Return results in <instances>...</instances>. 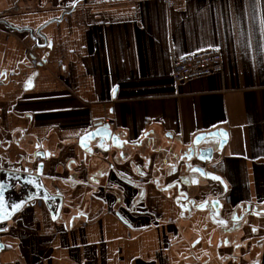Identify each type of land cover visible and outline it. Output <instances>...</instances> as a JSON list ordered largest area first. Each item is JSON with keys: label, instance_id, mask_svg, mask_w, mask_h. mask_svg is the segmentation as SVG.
<instances>
[{"label": "crops", "instance_id": "obj_1", "mask_svg": "<svg viewBox=\"0 0 264 264\" xmlns=\"http://www.w3.org/2000/svg\"><path fill=\"white\" fill-rule=\"evenodd\" d=\"M210 48L223 72L177 84L174 60ZM99 122L135 146L87 154ZM220 129L226 188L186 174L215 187L195 195L223 202L212 218L170 165ZM39 162L63 216L0 224V264H264V0H0V170Z\"/></svg>", "mask_w": 264, "mask_h": 264}, {"label": "water", "instance_id": "obj_2", "mask_svg": "<svg viewBox=\"0 0 264 264\" xmlns=\"http://www.w3.org/2000/svg\"><path fill=\"white\" fill-rule=\"evenodd\" d=\"M227 139L225 130H215L213 132L196 135L188 149L192 151V156L183 160L179 153H174L176 159L175 163L170 165L171 174H180L181 182H175L174 186L177 188L179 197L182 200L188 199L192 206L196 207V196L199 194H208L215 191V187L208 182L200 183L189 180V175L193 172L201 174L207 180L219 183L222 188H226V184L221 175L207 170L210 164L215 159L220 150L223 149ZM79 146L87 154H95L96 149L103 150V153H109L113 150H123L128 146H135L134 143L122 138L119 134L114 132L110 124L99 122L95 127L84 133L78 138ZM39 149V146H37ZM111 153V152H110ZM49 151L37 150L34 158L37 159L49 157ZM140 154H138L139 156ZM102 160L108 161L113 154L103 155ZM136 157V156H135ZM44 162H39L36 170L30 169L28 166L22 169L2 168L0 170V224H5L12 220L24 207L34 204L36 201H43L53 220H59L63 216L65 207L64 196L60 190L53 193L44 181ZM183 183L186 184L187 190L183 189ZM20 205V207H16ZM224 204L219 198L207 199L199 208H211L212 218L221 216ZM188 210L191 206L186 207ZM251 209V206H247ZM253 214L260 216L264 214V210L254 212ZM233 219L238 215L235 213ZM66 222V220H63ZM228 219L224 218L223 222L227 223ZM224 232H232L231 229H225ZM228 239H225V243ZM1 247V245H0Z\"/></svg>", "mask_w": 264, "mask_h": 264}, {"label": "built area", "instance_id": "obj_3", "mask_svg": "<svg viewBox=\"0 0 264 264\" xmlns=\"http://www.w3.org/2000/svg\"><path fill=\"white\" fill-rule=\"evenodd\" d=\"M223 72V54L219 48H210L194 52L173 62V76L177 84L197 78L209 77ZM212 161L210 168L216 169ZM13 264V263H3Z\"/></svg>", "mask_w": 264, "mask_h": 264}, {"label": "flooded vegetation", "instance_id": "obj_4", "mask_svg": "<svg viewBox=\"0 0 264 264\" xmlns=\"http://www.w3.org/2000/svg\"><path fill=\"white\" fill-rule=\"evenodd\" d=\"M124 150V149H123ZM120 151V150H119ZM122 151V150H121ZM122 155H123V153H121ZM179 156H182L183 157V160H187L188 158L187 157H191L192 156V151L190 150V149H188V147L186 148V149H184V150H182L180 153H179ZM175 161H176V159H174ZM175 163V162H174ZM207 170H211L210 169V167L209 168H207ZM178 192V191H177ZM182 196H180L179 198H181ZM190 198H191V196L188 198V199H186V200H184V202H185V206L187 207V206H191L192 207V204H191V202H189V200H190ZM182 199V198H181Z\"/></svg>", "mask_w": 264, "mask_h": 264}, {"label": "rangeland", "instance_id": "obj_5", "mask_svg": "<svg viewBox=\"0 0 264 264\" xmlns=\"http://www.w3.org/2000/svg\"><path fill=\"white\" fill-rule=\"evenodd\" d=\"M202 204H199L198 206H196L197 208H199ZM199 209H203V208H199Z\"/></svg>", "mask_w": 264, "mask_h": 264}, {"label": "snow or ice", "instance_id": "obj_6", "mask_svg": "<svg viewBox=\"0 0 264 264\" xmlns=\"http://www.w3.org/2000/svg\"><path fill=\"white\" fill-rule=\"evenodd\" d=\"M0 203H2V201H0ZM16 207L18 208V207H20V205H16Z\"/></svg>", "mask_w": 264, "mask_h": 264}]
</instances>
